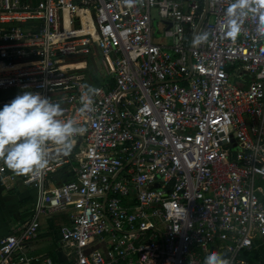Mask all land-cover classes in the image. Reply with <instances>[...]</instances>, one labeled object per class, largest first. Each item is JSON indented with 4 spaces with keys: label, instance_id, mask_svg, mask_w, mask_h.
<instances>
[{
    "label": "built area",
    "instance_id": "2783aa9c",
    "mask_svg": "<svg viewBox=\"0 0 264 264\" xmlns=\"http://www.w3.org/2000/svg\"><path fill=\"white\" fill-rule=\"evenodd\" d=\"M230 2L0 0L11 25L0 28V90L39 92L86 129L22 177L38 192L34 214L0 241V264H31L40 216L58 212L71 221L61 229L70 264H203L212 251L250 264L243 254L264 238V37L248 21L224 36ZM153 10L167 42L153 40ZM85 84L100 92L81 115ZM64 167L75 179L50 188Z\"/></svg>",
    "mask_w": 264,
    "mask_h": 264
},
{
    "label": "clouds",
    "instance_id": "9594fccd",
    "mask_svg": "<svg viewBox=\"0 0 264 264\" xmlns=\"http://www.w3.org/2000/svg\"><path fill=\"white\" fill-rule=\"evenodd\" d=\"M132 5L135 0H125ZM245 21L255 26L257 35L264 37V0H231L225 18L219 27L227 39L235 40ZM208 34L198 35L192 41L198 45L207 41ZM79 112L86 115L94 111L93 97L100 89L83 85ZM64 109L58 102L39 92L23 91L0 109V162L17 176L39 175L48 165V146L51 144L62 154L71 151L73 140L86 129L74 119H62ZM203 264H230L222 253L212 251Z\"/></svg>",
    "mask_w": 264,
    "mask_h": 264
},
{
    "label": "crops",
    "instance_id": "0c3cea01",
    "mask_svg": "<svg viewBox=\"0 0 264 264\" xmlns=\"http://www.w3.org/2000/svg\"><path fill=\"white\" fill-rule=\"evenodd\" d=\"M31 5H37L41 0H22ZM17 26V25H13ZM10 24H1L0 28H10ZM24 29H29L31 25H22ZM232 74H235L232 71ZM235 77L237 82L243 86H248L250 79L245 74ZM236 76V74H235ZM17 89L0 90V109L11 102L17 95L11 94ZM16 92V91H15ZM65 156L53 148L48 157L54 159ZM23 176L15 175L11 170L0 174V241L10 235H19L34 214L37 190L26 185ZM75 179L69 167L59 169L57 173H51L47 177L48 186L58 187ZM40 229L37 239L29 242L25 248V254L30 258L31 264H43L46 259H51L53 264H70L74 251L64 247L61 236V229L71 225L69 213L58 212L41 215L39 218ZM255 255L258 257L257 264H264V238L258 239L254 243L252 251L245 252L246 256ZM247 260V259H246Z\"/></svg>",
    "mask_w": 264,
    "mask_h": 264
},
{
    "label": "rangeland",
    "instance_id": "374dc122",
    "mask_svg": "<svg viewBox=\"0 0 264 264\" xmlns=\"http://www.w3.org/2000/svg\"><path fill=\"white\" fill-rule=\"evenodd\" d=\"M152 19H153L152 34H153L154 42L160 43V44L162 42H167V40H164V29H163V26L161 24V21L159 19V16H158L156 10L152 11ZM168 42H169V40H168ZM97 63H99V60H97ZM100 71H101V73H103L101 68H100ZM232 81H235V79H233ZM15 91H12L11 94H16V93L22 94V91H20V90H15Z\"/></svg>",
    "mask_w": 264,
    "mask_h": 264
},
{
    "label": "trees",
    "instance_id": "16d2710c",
    "mask_svg": "<svg viewBox=\"0 0 264 264\" xmlns=\"http://www.w3.org/2000/svg\"><path fill=\"white\" fill-rule=\"evenodd\" d=\"M97 58H98V56L95 53L92 54L91 57L89 58L91 78H93L92 80H94L95 83H99L101 80V78L99 77L100 76L99 69H97V67H96ZM90 85H92V84H90ZM244 258L247 259L250 264H257V262L259 261L258 257L255 255L247 256V254H246V256L244 255Z\"/></svg>",
    "mask_w": 264,
    "mask_h": 264
},
{
    "label": "water",
    "instance_id": "95a60500",
    "mask_svg": "<svg viewBox=\"0 0 264 264\" xmlns=\"http://www.w3.org/2000/svg\"><path fill=\"white\" fill-rule=\"evenodd\" d=\"M51 188H54V185H53V186H51Z\"/></svg>",
    "mask_w": 264,
    "mask_h": 264
}]
</instances>
